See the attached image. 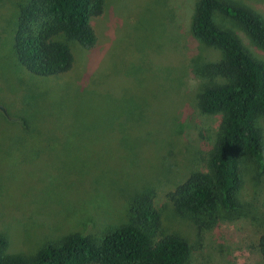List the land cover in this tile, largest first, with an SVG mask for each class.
<instances>
[{"label": "rangeland", "instance_id": "rangeland-1", "mask_svg": "<svg viewBox=\"0 0 264 264\" xmlns=\"http://www.w3.org/2000/svg\"><path fill=\"white\" fill-rule=\"evenodd\" d=\"M0 0V233L6 253L32 257L81 233L98 241L128 220L130 199L149 192L160 234L190 243L185 264H264V171L240 155L238 205L210 226L175 214L168 193L191 171L206 169L220 115L198 102L212 80L202 69L221 56L190 30L196 0H106L91 18L96 43L66 41L69 71L34 75L16 59L19 2ZM264 18V0H228ZM244 49H264L233 20ZM218 80V79H217ZM20 118L26 122L21 123ZM264 145V115L256 120ZM159 234V235H160Z\"/></svg>", "mask_w": 264, "mask_h": 264}, {"label": "trees", "instance_id": "trees-1", "mask_svg": "<svg viewBox=\"0 0 264 264\" xmlns=\"http://www.w3.org/2000/svg\"><path fill=\"white\" fill-rule=\"evenodd\" d=\"M105 5L106 0L19 2L12 42L17 61L34 75L69 71L73 55L66 41L92 47L97 37L91 18L102 14ZM216 13L233 20L264 49L260 14L228 0L195 1L191 33L221 54L202 69L212 83L203 88L198 105L206 114L220 115V132L206 169L191 171L168 193V200L175 214L190 218L196 227L210 226L221 211L236 209L242 153L264 171V145L256 124L264 115V61L254 59L234 32L220 27ZM127 212V222L98 241L73 233L58 244L41 247L30 258L6 253L7 239L0 233V264H185L190 243L172 233L160 234L161 213L149 192L132 197ZM257 247L264 261V223Z\"/></svg>", "mask_w": 264, "mask_h": 264}, {"label": "water", "instance_id": "water-1", "mask_svg": "<svg viewBox=\"0 0 264 264\" xmlns=\"http://www.w3.org/2000/svg\"><path fill=\"white\" fill-rule=\"evenodd\" d=\"M0 110H3L4 111V108H3V106L0 104Z\"/></svg>", "mask_w": 264, "mask_h": 264}]
</instances>
